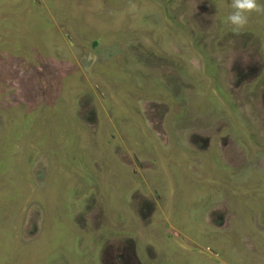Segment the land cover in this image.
<instances>
[{"label":"rangeland","instance_id":"rangeland-1","mask_svg":"<svg viewBox=\"0 0 264 264\" xmlns=\"http://www.w3.org/2000/svg\"><path fill=\"white\" fill-rule=\"evenodd\" d=\"M231 11L0 0V264H106L124 237L142 264H264V12Z\"/></svg>","mask_w":264,"mask_h":264},{"label":"flooded vegetation","instance_id":"flooded-vegetation-1","mask_svg":"<svg viewBox=\"0 0 264 264\" xmlns=\"http://www.w3.org/2000/svg\"><path fill=\"white\" fill-rule=\"evenodd\" d=\"M240 68L236 67L234 69L232 68V70L235 72V69H236L238 76H240V75L245 76L247 74V71L246 70H243V69H240ZM150 115L152 117H156L157 115H162V112H158L157 113L156 111H151L150 112ZM153 128L155 130H158V129H162V126L160 124L153 125ZM125 149L126 148L123 149V147H122V152H123V154L126 155L125 157H127V151H125ZM131 159L132 160H130V161H136L135 164H132V165H135L136 166L135 167L136 170H133V173L137 174V172L142 171L143 168L145 167L144 164H141L143 161L142 162L141 161L140 162H137L136 157H134L135 160L132 157H131ZM141 213H142L141 214L142 217H146V216L148 217V215H144L142 211H141ZM148 225L149 224H145V226H147V227H148ZM124 239L125 240H124V243H123V246H122V247H124L123 253H121L120 255H118V254L115 253L113 258L110 256V253H108V251L106 250V247H105V255H106V259L105 260H106V264H142L140 262V258L136 254L137 253V250H136V240H135L136 238H133V237L125 238L124 237ZM126 247H128V250L130 249V252H128V253L126 252L127 251V250H125ZM120 249H118L117 251L119 252ZM147 254H148L147 255V258L148 259L147 260L149 262H152L154 264H155V262H157V264H158V261H159L158 260V257L156 256V254L154 252L151 251L150 248H148Z\"/></svg>","mask_w":264,"mask_h":264},{"label":"clouds","instance_id":"clouds-1","mask_svg":"<svg viewBox=\"0 0 264 264\" xmlns=\"http://www.w3.org/2000/svg\"><path fill=\"white\" fill-rule=\"evenodd\" d=\"M231 8L227 21L234 26V31H239L248 23L250 13L264 12V6L257 0H231Z\"/></svg>","mask_w":264,"mask_h":264}]
</instances>
